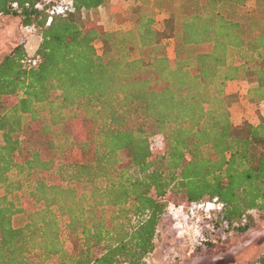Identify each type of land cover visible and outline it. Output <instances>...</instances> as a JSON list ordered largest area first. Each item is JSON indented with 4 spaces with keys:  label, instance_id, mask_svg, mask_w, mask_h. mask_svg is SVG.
<instances>
[{
    "label": "trees",
    "instance_id": "16d2710c",
    "mask_svg": "<svg viewBox=\"0 0 264 264\" xmlns=\"http://www.w3.org/2000/svg\"><path fill=\"white\" fill-rule=\"evenodd\" d=\"M139 1L133 26L109 30L83 18L109 0L49 23L58 0H0L39 36L35 65L22 42L0 60V264H146L170 194L223 202L201 242L264 219V0ZM234 81L262 104L257 123L231 122Z\"/></svg>",
    "mask_w": 264,
    "mask_h": 264
},
{
    "label": "rangeland",
    "instance_id": "374dc122",
    "mask_svg": "<svg viewBox=\"0 0 264 264\" xmlns=\"http://www.w3.org/2000/svg\"><path fill=\"white\" fill-rule=\"evenodd\" d=\"M255 0H249L248 4H254ZM146 7L139 0H109L103 6L92 8L83 12V18L87 27L95 26L99 29L125 30L133 26L139 10ZM157 11V10H156ZM168 11L159 10L155 14V26L163 28L164 19ZM39 39L37 33L28 32L21 23V18L13 14H0V60L16 44L24 43L27 53L30 55L36 48ZM98 51L101 50V43L95 42ZM165 52L174 57L176 47L172 40L165 42ZM139 50L133 51L138 55ZM248 83L241 81L229 86V89L246 91ZM245 95L243 93L238 94ZM241 100V99H240ZM244 100V98H242ZM8 102L13 98L9 97ZM250 122L248 119H244ZM251 123V122H250ZM40 121L26 122L28 128H37ZM83 122L77 118L70 121L73 134L82 136ZM25 135L21 134L23 138ZM151 148L154 153L163 148V140L160 134L151 138ZM168 208L166 215L159 226L157 236V247L159 255L146 257V264H254L261 253H264V219L258 218L254 213L252 223L248 228H239L220 235L212 233L210 241L200 240L201 232L207 229L208 216L199 213L197 217L190 218L186 214V201L179 194H170L167 197ZM22 214L13 216V223L18 226L24 222Z\"/></svg>",
    "mask_w": 264,
    "mask_h": 264
},
{
    "label": "built area",
    "instance_id": "2783aa9c",
    "mask_svg": "<svg viewBox=\"0 0 264 264\" xmlns=\"http://www.w3.org/2000/svg\"><path fill=\"white\" fill-rule=\"evenodd\" d=\"M17 3L13 2L12 6L16 7ZM74 10V5L72 0H58L49 8V16L47 17V23L52 19V16L58 14H64L69 11ZM28 32L35 33L36 29L33 25L24 26ZM39 61V56L36 54L28 55L26 62L30 65H35ZM247 82V81H245ZM248 83V82H247ZM224 204L218 198V196H213L207 200L193 201L187 204L186 214L190 218L197 217L199 213H202L208 217H213L217 213H220L223 210Z\"/></svg>",
    "mask_w": 264,
    "mask_h": 264
},
{
    "label": "crops",
    "instance_id": "0c3cea01",
    "mask_svg": "<svg viewBox=\"0 0 264 264\" xmlns=\"http://www.w3.org/2000/svg\"><path fill=\"white\" fill-rule=\"evenodd\" d=\"M39 39L35 45V47L38 45ZM241 81H234L229 83L228 86L235 85L236 83H240ZM231 93H236V91L232 89H228ZM239 93H243L246 95V91H239ZM237 93V94H239ZM239 95V99L232 103L229 107L230 111V119L231 122L235 125L240 124L244 119H248L251 123H257L259 120V116L262 114V104H255L252 102H249L246 99V96ZM244 98V100H242ZM241 99V100H240ZM264 252V251H263ZM149 255H154V258L157 259V256L159 255L158 247Z\"/></svg>",
    "mask_w": 264,
    "mask_h": 264
}]
</instances>
